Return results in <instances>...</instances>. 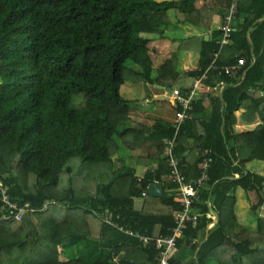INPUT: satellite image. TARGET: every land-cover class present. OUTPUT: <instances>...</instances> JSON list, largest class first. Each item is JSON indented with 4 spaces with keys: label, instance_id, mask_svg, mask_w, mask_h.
I'll list each match as a JSON object with an SVG mask.
<instances>
[{
    "label": "trees",
    "instance_id": "obj_1",
    "mask_svg": "<svg viewBox=\"0 0 264 264\" xmlns=\"http://www.w3.org/2000/svg\"><path fill=\"white\" fill-rule=\"evenodd\" d=\"M237 2L235 29L221 45L213 30L207 40L181 37L162 54L149 44L165 37L170 11L176 24L209 31L231 0H0V179L26 209L20 220L3 219L0 192V264H156L153 241L134 234H171L182 209L163 154L173 128L132 116L121 87L146 80L170 88L205 70L202 82L221 89L192 101L174 149L187 179L201 175L203 149L211 162L168 264H264V218L256 213L264 175L246 168L264 161V0ZM171 106L181 109L174 98ZM120 141L139 149L134 165L119 154ZM155 181L162 196L142 195ZM239 197L253 230L237 221ZM207 199L218 221L206 230Z\"/></svg>",
    "mask_w": 264,
    "mask_h": 264
},
{
    "label": "built area",
    "instance_id": "obj_2",
    "mask_svg": "<svg viewBox=\"0 0 264 264\" xmlns=\"http://www.w3.org/2000/svg\"><path fill=\"white\" fill-rule=\"evenodd\" d=\"M238 0H231V5L228 10L224 13L221 18L219 25L216 27V30H219L222 33V38L217 41L218 44H222L223 40L229 38L231 33L234 31V19L237 11ZM243 60L239 59L237 68L243 64ZM206 71L203 74L196 77L192 83V87L189 91L181 89L180 87H174L171 89V95L173 98L181 104L180 110H175L173 117L171 119V127L173 128V135L169 139H164L163 154L167 159V164L169 168L168 181L170 184H173L174 187H171L169 191L175 193L183 200L182 209L180 212L173 215L174 226L172 227L171 234H154L150 236L139 235L135 233L134 235L139 238L144 245H147L150 241H153L154 247L159 250V260L156 264H168V254L175 247L176 241L178 238L182 237L183 231L186 229L187 223L191 220L190 208L193 204L195 198L197 197V192L203 188L204 181L207 179V174L205 170L209 167L211 158L207 156L208 150L203 149L200 153L201 158V169L202 173L199 177L194 180L187 179L183 173L180 165L179 158L175 154L174 142L175 137L179 131L180 125L185 120L191 119V110H192V101L198 96L201 92V87L203 85V80L206 78ZM225 73H229L228 69H225ZM216 93H219L221 87H213ZM147 189V188H146ZM0 192L1 200L3 202L2 210L6 212L2 214L3 219L14 218L20 220L23 212L26 210L25 207H18L15 203L9 200V195L7 193V187L3 185L0 179ZM147 191H143L142 195H146ZM209 200V199H208ZM9 213H8V211ZM32 211V210H31ZM109 215V216H107ZM213 215L211 218L213 219ZM105 221L109 224H113L110 220V214H106L104 217ZM119 230L125 231L128 234H133L129 230H125L122 227H118Z\"/></svg>",
    "mask_w": 264,
    "mask_h": 264
},
{
    "label": "crops",
    "instance_id": "obj_3",
    "mask_svg": "<svg viewBox=\"0 0 264 264\" xmlns=\"http://www.w3.org/2000/svg\"><path fill=\"white\" fill-rule=\"evenodd\" d=\"M201 1L202 0H198L199 3ZM222 16H223V12L220 13V14H216V15H214L212 17L211 23H210L211 24V29L209 31L198 29V28L194 27L191 24L179 25V24L175 23V25H174L173 22H172L171 25L172 26L174 25V27H176V29H178V30L180 28L183 29L182 31H178V35H174V38H172V41L176 42L179 38L185 37V36H189V35H192V34H195V35L202 34L203 37H204V35H207V39H209L211 32L213 30H216V27L219 25ZM188 26H191L195 30L189 28ZM186 70L188 71V70H190V68H187ZM152 77L155 78V74H153ZM194 79L195 78H192V77H189V76L178 78L175 81V83H174L175 85L170 87V88L162 86V85H158L156 82H151V81H146V80L144 82L141 81L139 83L134 82V81L133 82L132 81H128L124 86L121 87V91L124 94V97L128 100L129 107H130V114L131 115L132 114L136 115L135 117L139 118L140 121L143 124L149 126L153 121H157V120H160L161 122H164V123H170L171 119H172V116H173V108L171 106L172 103H173V96L171 95V89L174 88V87H180L182 89V88H186V87L192 86L191 83L194 82ZM176 83H178L180 85H177ZM167 88L170 89L169 93L167 92ZM208 92L209 93H213V94H217L214 91V88H210V87L206 86L203 83L200 93H205L206 94ZM159 101L160 102L161 101H166L168 103V105L170 106L169 108L172 109L170 118H169V116H167V114H165V116L161 115L162 110H163L164 107H160L159 106ZM155 102H157V103H155ZM141 105L142 106L144 105L142 107V111H146V112H144V114H141V112L138 110L139 106H141ZM147 106H151L150 108L152 109V111H149V109H147L148 108ZM158 110L160 112L159 115L157 113ZM154 113H155V115H154ZM147 126H146V128H147ZM135 150H137L138 153H139V149H135ZM135 150H133V154H132L133 158H134V155H136V156L138 155V153L137 154L134 153ZM121 151L122 150H120L119 154L123 155V154H121ZM152 164L156 166L155 162H152ZM263 167H264V161H261V160H253V161H250V162H248L246 164V168L247 169L255 171V172H257L260 175H264L263 174L264 173ZM140 168L141 169H140L139 172L137 171V168L135 170V175L138 176V177H142V175L145 173V171L147 169V166H143V167H140ZM235 177H237V175H235ZM248 198H249V203H255L257 201V195H256V193L254 191L248 192ZM207 202H208V199L206 201V204H207ZM237 202H239L238 207L242 211L240 213H239V208L237 207ZM246 204H247V201L245 199H243V198H240V197L236 201V205H235L234 208H236V214H237L238 219H239L240 215L243 218H245V212L246 211H244L243 208H244V206H246ZM210 208H211V205H210ZM211 215H213V214L209 210V212L207 213L206 217L207 218H211ZM212 221H213V219H212ZM211 223L212 222H210L207 225L206 230L209 229L208 227H209V225ZM249 225H250V227H254V228L256 227V223L253 224V223L250 222ZM246 228L248 229L247 226H246ZM158 229H159V227L157 225L155 227L154 231H158ZM251 229L252 228H250V230Z\"/></svg>",
    "mask_w": 264,
    "mask_h": 264
},
{
    "label": "rangeland",
    "instance_id": "obj_4",
    "mask_svg": "<svg viewBox=\"0 0 264 264\" xmlns=\"http://www.w3.org/2000/svg\"><path fill=\"white\" fill-rule=\"evenodd\" d=\"M169 15H170V19L172 20V22H173V24L175 25V18H174V15H173V13H172V11H170L169 12ZM174 25L172 26V25H170V26H168V27H166V29H165V36L166 37H164V38H162V39H154V40H152L151 42H150V44H149V46L150 47H155L157 50H158V52H160V53H162V54H167V53H172L174 50H175V46H176V44H177V42H174V41H172V38H174V35H178V31H182L183 29H176V27H174ZM177 31V32H176ZM145 36H147V37H149L150 36V34H145V33H143ZM181 77H185V75H180L179 76V78H181ZM187 78V77H186ZM177 85H180V84H178V83H176ZM192 84V83H191ZM175 84H172L171 85V87L172 86H174ZM155 103H157V102H155ZM144 106V105H143ZM142 105L141 106H139V108H138V110L141 112V114H144V112H146V111H142V107H143ZM159 106L160 107H164L163 108V110H162V113H161V115H163V116H165V114H167V116H169V118H170V116H171V111H172V109L171 108H169L170 106L168 105V103L166 102V101H159ZM148 107V108H147ZM146 108L147 109H149V111H152V109L150 108L151 106H147ZM157 113H158V115H159V110L157 111ZM133 115V114H132ZM147 115V114H146ZM154 115H155V113H154ZM134 117L136 116V115H133ZM127 143H128V141H127ZM120 148H121V154H123V156L124 157H126L125 158V162H126V164H130V165H134V158H133V151H130V149L129 148H126V146L124 147L123 146V142L122 141H120ZM131 153V154H130ZM134 153L135 154H137L138 153V151L137 150H135L134 151ZM136 155H134V157H135ZM73 161V160H72ZM117 164V163H116ZM252 168V167H251ZM140 167H137V171L139 172L140 171ZM263 169H264V167H263ZM264 174V173H263ZM96 181H98V180H96ZM88 187H89V190L91 191V190H93L94 188H93V184L91 185L90 183H89V185H88ZM119 190H122V189H119ZM243 196V195H242ZM238 204H239V202H237V207H238ZM253 204V203H252ZM250 205H251V203H250ZM249 204L247 205L246 204V206H244V211H246L245 212V218H243L241 215H240V217H239V219H238V217H237V221L239 222V224H242V225H244L245 227L247 226L248 227V229L250 230V228H254V227H250V225H249V223L251 222V223H253V224H255V221L253 220V218H252V216H251V212L249 211ZM239 208V207H238ZM240 212H242L241 210H240V208H239V213ZM256 213L259 215V216H261V217H263L264 218V209L263 208H260V209H258L257 211H256ZM249 214H250V216H249ZM251 229V230H252Z\"/></svg>",
    "mask_w": 264,
    "mask_h": 264
},
{
    "label": "water",
    "instance_id": "obj_5",
    "mask_svg": "<svg viewBox=\"0 0 264 264\" xmlns=\"http://www.w3.org/2000/svg\"><path fill=\"white\" fill-rule=\"evenodd\" d=\"M188 27L191 28V29H193V30H195V29L192 28L191 26H188ZM204 39H205V40L207 39V35H204ZM167 92H168V93L170 92V89H169V88H167ZM146 191H147V194H148V195L153 196V197H160V196H162V194H163V188H162V185H161V183L158 182V181H155V182L150 183V184L148 185ZM209 201H210V200H208L207 205H208V207H209L210 212L213 214L214 217H213V221H212V223L209 225L208 228H210V227H212L213 225H215V224L217 223V221H218V215H217V213H216L213 209L210 208V202H209Z\"/></svg>",
    "mask_w": 264,
    "mask_h": 264
}]
</instances>
